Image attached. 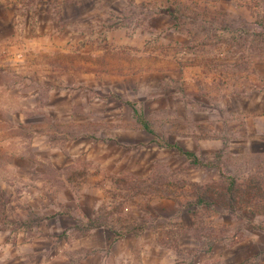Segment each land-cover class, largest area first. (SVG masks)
Instances as JSON below:
<instances>
[{
    "label": "rangeland",
    "instance_id": "rangeland-1",
    "mask_svg": "<svg viewBox=\"0 0 264 264\" xmlns=\"http://www.w3.org/2000/svg\"><path fill=\"white\" fill-rule=\"evenodd\" d=\"M152 17L157 18L153 24ZM118 26L148 34L145 45L159 50L160 74L168 78L163 82L176 90L175 98L165 92L164 109L154 111L148 104L146 115L156 131L170 142L194 147L186 139L191 137L189 125V131H174L179 124L170 119L171 107L178 113L191 110L194 117H207L198 120L202 129L222 131L218 135L228 146L223 162L237 178V207L243 215L231 214L224 203L188 207L186 203L199 195L224 199L226 184L219 172L193 167L176 150L158 147L152 136L130 122L131 108L112 104L113 116L123 112L124 120L81 119L66 124L32 119L37 122L10 128L9 138L14 140L9 144L0 133V252H15L17 259L8 256V264L256 262L257 256H264V227H257L264 226V136H250L252 141L245 144L230 131L235 117L225 115L222 123L216 116L227 106H249L255 108L256 117L250 130L253 124L259 127L264 110V0L130 2L122 14H110L105 28ZM180 76L193 79L180 80ZM29 126H36L38 133L42 126L51 141L71 146L66 160L72 165L63 173L74 180L68 191L60 188L55 170L47 163L41 168L46 177L41 172L24 176L28 161L23 158L18 161L21 169L7 166L6 148L17 153L20 145L28 146L31 134L23 127ZM101 127L111 130L109 136L98 130ZM93 133L107 138V143L89 138ZM114 135L120 144L110 142ZM214 153L199 150L204 160L214 158ZM96 160L105 165L96 166ZM84 213L103 216L118 233L107 228L78 230L86 223ZM31 215L42 218L40 225L21 223Z\"/></svg>",
    "mask_w": 264,
    "mask_h": 264
},
{
    "label": "crops",
    "instance_id": "crops-1",
    "mask_svg": "<svg viewBox=\"0 0 264 264\" xmlns=\"http://www.w3.org/2000/svg\"><path fill=\"white\" fill-rule=\"evenodd\" d=\"M143 1L145 0H0V133L6 138L7 144L14 140L9 138L10 128L14 129L16 124L37 122L31 121L32 119H58L66 124L79 122L81 119L100 120L102 123L121 121L124 120L120 116L123 112L113 116L112 104L131 108L124 103L126 101L133 102L137 110L148 118V104L151 110L159 111L165 108L161 103L165 92L176 97L175 88L166 86L163 81L168 78L160 74L163 63L158 59L159 50L145 45L147 33L139 28L129 31L123 26L105 28L111 13L122 14L130 2L138 4ZM155 19L157 18L152 17L150 23L153 24ZM101 36L104 41H101ZM111 43L113 46H109ZM172 77L173 81L177 79L176 75ZM180 78L188 81L193 79L192 76ZM116 96L124 102L119 101ZM188 104L187 102V107ZM167 108L170 109L169 106ZM171 109L173 116L171 113L170 119L176 120V125L179 124L174 131L188 130L189 125L191 137L186 139L194 147L171 143L196 152L199 158V150L211 149L215 151V155L224 147L226 140L218 135L221 130L201 128V121L207 120V117H194L191 110L188 114H182L172 107ZM131 110L130 122L147 133L137 121L132 108ZM254 113L255 108L249 106H227L226 111L219 112L216 117L222 123L225 115L235 117V128L230 131L235 133V137L239 135V140L249 144L253 139L250 136H264V110L263 115L258 117L259 127L253 124L252 131L250 130V121L255 123L256 119ZM35 128L36 126H29L28 129L23 127L25 133L31 134L32 140L28 146L20 145L17 153L15 148H6L9 156L7 166L21 169L18 161L23 158L28 161L23 166V175L31 177L40 172L44 174L42 169L48 165L55 170V181L61 184L60 188L68 191L74 180L63 173L72 165V161L66 160V157L70 159L66 150L71 146L62 147V144L50 140L42 126H39L40 133ZM98 130L108 136L111 132L102 127ZM118 131L120 130L117 133ZM132 131L137 133L138 130ZM208 132L214 134L210 136ZM114 136L110 142L120 144L121 140ZM89 138L102 144L108 141L94 133L89 134ZM152 141L154 142V136ZM45 163L47 165L44 166ZM95 163L96 166L105 165L99 160ZM82 217L88 220L95 216L84 213ZM14 253L0 252V264H8L11 261L8 256L17 259Z\"/></svg>",
    "mask_w": 264,
    "mask_h": 264
},
{
    "label": "trees",
    "instance_id": "trees-1",
    "mask_svg": "<svg viewBox=\"0 0 264 264\" xmlns=\"http://www.w3.org/2000/svg\"><path fill=\"white\" fill-rule=\"evenodd\" d=\"M171 17L176 21L177 16L171 13ZM116 98L124 102L119 96H116ZM128 106H130L133 111L134 115L137 118V121L141 124V127L150 135L154 136V142L161 148L165 149H174L177 151L179 156L184 157L191 166L208 169V168H215L219 175L223 178V181L225 182V191H224V199L221 201H218L216 199L210 198L206 195H199L193 200H190L186 203L188 207H214L215 205H222L223 203L225 206L228 207L231 214L242 216V212L238 210L237 205L239 204V199L237 197V189H238V183L237 178L233 177L229 172H227L225 168V164L223 162V154L227 151V142L224 141V147L221 148L216 154L215 157L212 159H201L199 158L198 154L193 151L185 150L183 147L178 145L177 143L173 144L169 142L168 138L163 137L160 135L155 128L152 125V122L145 116L143 113H140L136 105L131 101L124 102ZM41 217H37L34 215H31L28 217L27 220H23L21 223L28 224V226H38L41 222ZM259 229H262L264 226H257ZM99 228H107L109 231H111L114 234H117L118 231L116 228H114L112 225L108 224V222L105 220L103 216H98L94 218H90L86 220V223L84 226H78V230L83 232H88L91 230L99 229ZM256 262L252 264H264V256H257ZM248 262H244L243 264H246ZM72 264V262L70 263ZM73 264H78V262H73Z\"/></svg>",
    "mask_w": 264,
    "mask_h": 264
}]
</instances>
